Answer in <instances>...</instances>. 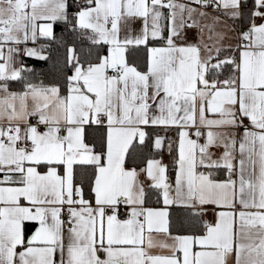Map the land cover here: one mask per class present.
<instances>
[{"label":"snow or ice","instance_id":"1","mask_svg":"<svg viewBox=\"0 0 264 264\" xmlns=\"http://www.w3.org/2000/svg\"><path fill=\"white\" fill-rule=\"evenodd\" d=\"M0 264H264V0H0Z\"/></svg>","mask_w":264,"mask_h":264},{"label":"trees","instance_id":"2","mask_svg":"<svg viewBox=\"0 0 264 264\" xmlns=\"http://www.w3.org/2000/svg\"><path fill=\"white\" fill-rule=\"evenodd\" d=\"M57 31H59V29H57ZM25 62L27 64V66L34 68L36 70L37 74L44 67L43 62L38 60V59L25 57Z\"/></svg>","mask_w":264,"mask_h":264},{"label":"crops","instance_id":"3","mask_svg":"<svg viewBox=\"0 0 264 264\" xmlns=\"http://www.w3.org/2000/svg\"><path fill=\"white\" fill-rule=\"evenodd\" d=\"M165 159L167 160V152H165Z\"/></svg>","mask_w":264,"mask_h":264}]
</instances>
